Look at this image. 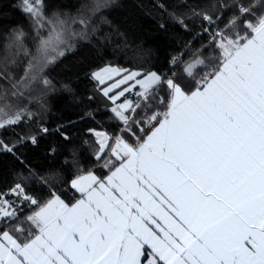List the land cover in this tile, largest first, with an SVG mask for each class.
<instances>
[{
	"label": "snow or ice",
	"instance_id": "1",
	"mask_svg": "<svg viewBox=\"0 0 264 264\" xmlns=\"http://www.w3.org/2000/svg\"><path fill=\"white\" fill-rule=\"evenodd\" d=\"M73 6L18 0L15 7L35 33L34 51L22 24L0 23L6 37L0 81L8 85L0 87V155L20 159V147L38 146L39 135L48 133L35 120V133L11 141L2 135L33 121L36 114L20 100L56 90L47 69L75 51L78 40L96 37L82 49L73 76L95 82L116 127L88 129L92 141L83 144L92 164L83 166L74 153L70 188L79 195L72 202L49 184L61 175L56 170H28L22 179L39 183L37 191L22 182L0 190V264H264V0L219 4L223 15L232 12L223 26L222 16L200 0H177L171 10L156 0L186 31V19H199L208 34L199 48L173 55L169 71L111 61L93 67L111 35L100 33L92 16L109 0H93L73 17L62 11ZM118 47L130 45L125 39ZM66 79L71 91L72 77Z\"/></svg>",
	"mask_w": 264,
	"mask_h": 264
},
{
	"label": "trees",
	"instance_id": "2",
	"mask_svg": "<svg viewBox=\"0 0 264 264\" xmlns=\"http://www.w3.org/2000/svg\"><path fill=\"white\" fill-rule=\"evenodd\" d=\"M59 2L74 5L62 9L69 17H73L93 0H59ZM159 2L171 10L176 6L177 0H159ZM241 2L259 4V0H241ZM17 3L18 0H0V10H2L0 23L5 27L22 24L23 30L27 33L25 42L34 51L35 33L25 15L15 7ZM200 3L212 6L208 9L210 14L222 16L221 26L232 15V12L223 15L226 9L217 11L219 4H231L232 0H200ZM155 4L156 0H109L110 6L107 9L92 16V22L99 27L100 33L111 35L110 41H105L104 59L94 61L93 67H102L106 61H111L133 69L169 71L168 62L173 55L184 52L186 47L199 48L207 43L208 34L202 32L199 19H186L185 23L190 29L186 31ZM182 7L183 5H180L177 11ZM255 11L258 13L260 8L257 7ZM101 16L106 17L110 23H102L99 19ZM161 24L164 25L163 28ZM73 27L79 28V25ZM118 33H123L124 36ZM200 35L204 36L203 40L199 38ZM125 39L130 47H118ZM4 40L6 37L0 35V43ZM94 43L96 37H92L90 41L78 40L75 51L67 52L56 65L47 69V75L56 87L55 91L46 94L39 91L26 93L25 98L20 100L21 106L35 113L36 116L33 121H25L17 126L14 132L4 131L3 137L11 141L17 135L37 132L35 120H39L41 126L47 127L49 131L39 135L38 146L33 147L28 144L17 150L23 163L10 154L0 155V190H7L15 182H22L28 184L30 192L37 191L40 187L39 183L33 179H22L28 176V170L31 169L37 175H46L56 170L61 175L49 181L54 190L66 202H72L74 196H78L70 188V181L75 173V169L71 167L74 153L75 158L79 159L83 166H91L90 150L83 144L85 139L92 141L88 129L111 131L116 127L115 122L110 119L111 103L95 91V82L90 81L83 74L76 78L71 71L82 49H91ZM137 45L140 46L138 49ZM2 55L0 51V56ZM184 58L187 59V55ZM13 71L19 76L22 65L20 69ZM177 71H180L179 66ZM67 77H72L71 91L63 87L68 83ZM0 87H8L7 82L0 81ZM61 133L67 135L69 139L65 140ZM52 148H55V152L51 151ZM95 171L99 175L107 173V169H95ZM41 194L47 197L48 190L45 189Z\"/></svg>",
	"mask_w": 264,
	"mask_h": 264
},
{
	"label": "crops",
	"instance_id": "3",
	"mask_svg": "<svg viewBox=\"0 0 264 264\" xmlns=\"http://www.w3.org/2000/svg\"><path fill=\"white\" fill-rule=\"evenodd\" d=\"M74 192H75V190H74ZM77 195H79L78 193H76Z\"/></svg>",
	"mask_w": 264,
	"mask_h": 264
}]
</instances>
